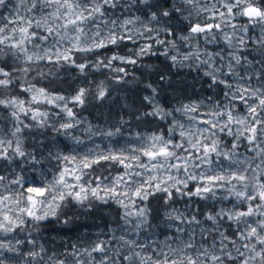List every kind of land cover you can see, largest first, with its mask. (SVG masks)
Segmentation results:
<instances>
[{"label":"snow or ice","instance_id":"snow-or-ice-1","mask_svg":"<svg viewBox=\"0 0 264 264\" xmlns=\"http://www.w3.org/2000/svg\"><path fill=\"white\" fill-rule=\"evenodd\" d=\"M19 3L23 5L25 0ZM27 3L29 14L48 11L39 18H25L16 11L14 19L0 25V106L12 109L10 114L16 122L10 133L12 138H0V160L11 163L23 158L39 165L41 160L37 159V153L25 150V130L51 127L57 133H67L80 123L76 113L68 107L69 103L82 107L90 99H109L115 91L104 81L95 82L93 86V82L87 80L71 97L37 87L31 80H47L54 75L51 69H41V62L55 65L57 69L72 65L82 75L88 68L111 69L115 73L111 84L132 86L129 88L132 90L138 87L139 79L135 75L128 79V68L116 67L114 62L137 65L143 57L156 55L153 45L163 46V55L169 57L173 66L184 67L192 60L198 66H207L209 70L204 74L214 85L227 89L224 96L228 103L221 106L219 101L206 98L165 108L157 100V87L152 83L144 84L150 95L141 97V104L130 114V119L121 118V126H114L103 135H122V127L132 119L149 124L157 120L165 122L164 127L135 132L136 144L119 151L110 148L107 153H100L89 149L88 154L79 159L75 155L53 156L49 152L48 159L65 162L51 181L25 188L27 178L19 173L15 179L7 181L23 191L0 194V233L25 231L28 218L32 232H39L42 222L59 219L60 209L69 200L81 206L88 202L89 207L92 200L105 203L112 200L123 212L120 229L123 234L117 236L112 230L110 239L100 240L90 248L73 245L70 252L49 255L47 264H264V72L248 74L246 66L254 67V62L241 54L248 51L252 43L258 46L256 50L264 60V0H216L219 7L213 4L210 8L202 6L207 0H27ZM177 4L195 8L197 16L201 12L210 13L208 20L218 22L193 23L192 14L184 16ZM0 6H5V0H0ZM176 15L189 22L186 35L177 36L169 25ZM242 19L246 22H235ZM257 27V36H249L250 29ZM218 35L228 48L226 60L219 53L199 49L200 39L205 44H213L218 42ZM141 39L145 41L143 44L139 43ZM177 39L192 50L181 54ZM193 40L197 42L195 46L190 43ZM125 42L134 45L129 54L119 51ZM110 47L115 50L104 59H96L94 63L88 60L89 55ZM169 50L176 54L169 55ZM201 56L207 59L202 60ZM78 59L81 62L78 63ZM216 59L222 61L221 67L215 66ZM261 67L264 68V64ZM166 79L163 74L159 76L161 83ZM254 79L256 85H253ZM15 90L29 94L28 99L15 95ZM57 101L64 102L62 108ZM237 102L245 109L243 115L237 111ZM38 104H55L76 124L61 123L58 128L48 125V112L32 106ZM209 104L214 110L200 112L201 107L207 108ZM21 114L30 116L35 125L26 124L20 119ZM177 114L187 122L177 119ZM222 136L232 138L230 145ZM76 143L83 141L76 140ZM242 144L252 155L239 152ZM40 155L43 158V154ZM106 162L123 168L121 174L111 178L110 184L105 183L108 177L84 179L94 166ZM5 181L6 177L0 175V185ZM220 191L225 195L219 196ZM157 194H162L166 209L158 213L165 227L172 228L170 222H179L180 226L175 227L176 235L165 236L159 245L153 240L130 239L128 226L131 233L139 237L141 230L150 226L149 218H155L147 201ZM184 198L227 201L231 207L201 211L193 202L191 207L196 209L193 213L188 211V206L184 211L172 206L177 199ZM198 215L203 219H198ZM60 222L68 224L70 221ZM225 222L227 227H224ZM183 225L199 228V243L195 229L184 238ZM32 232L26 240L16 239L15 245L0 240V250L16 254L13 258L20 264H44L47 250L43 245L38 251L21 254L25 243L36 248ZM0 264H6L3 251H0Z\"/></svg>","mask_w":264,"mask_h":264},{"label":"trees","instance_id":"trees-1","mask_svg":"<svg viewBox=\"0 0 264 264\" xmlns=\"http://www.w3.org/2000/svg\"><path fill=\"white\" fill-rule=\"evenodd\" d=\"M27 7L29 4L27 0L21 5L19 0H5V6H0V25H2L6 20L14 19L15 12L19 11L21 15L25 18L30 16H35L39 18L48 9H44L43 12L35 11L31 14L27 12ZM187 16L191 13V22L193 23H205L211 22L216 23L218 21L208 20V13L201 12L197 16L196 9L184 5L177 4ZM236 23H245L246 20H238ZM169 25L172 27L173 32L179 35H186L189 22L184 20L183 16L176 15L170 20ZM227 30V29H226ZM225 30V31H226ZM39 31V30H37ZM259 33L258 28L250 29L249 36L255 38ZM176 38V37H172ZM217 43L205 44L203 39L199 41V49L208 52L219 53L221 56L227 59L228 48L221 37L217 36ZM145 41L141 39L140 44ZM34 44H39V41H33ZM193 46L196 45V41L190 42ZM177 45L179 52L181 54L186 53V51L192 50L186 45L182 44L177 39ZM47 47V45H44ZM258 46L250 43L248 46V51L241 53L247 56L248 60L254 62V67L246 66V71L251 74L254 71L264 72V68L261 67L264 64V60H261L260 52L257 51ZM134 45L129 42H125V46L120 48L121 54H129V50L133 49ZM33 49L30 48V51ZM115 50L109 48L107 50L100 49L95 55H89L88 60L90 62H95L96 59H104L105 55H110L111 52ZM154 52L156 55H149L143 57L138 61L137 65L119 64L114 62L116 67H127L129 70V77L131 79L132 75H135L139 79L138 87L132 88V86L124 87L121 85L111 84V77L115 73L111 69L107 68H88L85 70V74H81L78 69L72 65H64L56 68L55 65H49L45 62H41L39 67L44 71L51 69L54 72L52 77L47 80L37 78L31 80L32 83L36 84L37 87H45L50 92L64 95L66 97H71L75 94V89L77 87L85 86V80L93 82L104 81L106 84H110L111 87L115 88L112 92V96L104 101H97L95 99H90L86 101L84 106L74 105L72 103L68 104L69 108H72L76 113L77 119L80 123L75 126V128L68 130L67 133L60 132L57 133L51 129V127H45L39 129L36 127H31L25 130L23 133L24 147L26 151H34L37 153V159L41 160L39 165H33L28 160L23 158H17L11 163L7 161L0 160V175L6 177V181L0 185V194H7L11 192L13 194L22 192L23 189L16 185H9L7 181L16 178L19 173L27 178V183L24 187L30 185L40 186L43 183H47L52 180L53 176L58 173V169L65 163L63 161H56L54 159H48L49 152L53 156L57 154L61 155H75L79 159L80 156L88 154L89 149L96 152L107 153L108 150L114 149L119 151L121 148L127 147L129 144L135 145L136 141L134 139V133L140 132H150L155 131L159 126L163 128L165 122H160L157 120H152L151 124L145 122L138 123L136 120L132 119L131 123L122 127V135L107 137L103 135L109 130H113L114 126L118 127L120 125L121 118L130 119V114L135 111L137 107L141 104V97L145 95H150V90L144 89L143 85L146 83H152L154 87H157L159 95L157 100L165 107L171 108L173 106H178L180 103H188L190 101H201L206 98H211L212 100L219 101L221 106L226 105L228 101L224 96V92L227 89L223 85H214L211 79L204 73L209 69L205 65H197V62L192 60L186 62V66H173L172 61L168 56L163 55L164 47L153 45ZM42 54V53H40ZM176 53L169 50V55H175ZM202 60H206V56H201ZM77 62H81L79 59ZM11 63V61H9ZM190 65V66H188ZM216 67L222 66V61L216 59ZM163 74L167 79L161 83L159 76ZM243 74V73H242ZM34 75V74H33ZM223 78V77H221ZM31 79V77H29ZM257 81L253 80V85H256ZM15 95L19 96L21 99H28V95L19 90H15ZM63 107L64 102L57 101ZM251 103V101H250ZM33 107H38L40 111L48 112L47 123L48 125L59 127L61 123H73L76 124L75 120H71L66 116V113L62 112L60 108H57L55 104H38L32 105ZM237 111L243 115L245 109L243 106L236 103ZM209 110H214V106L209 104L207 108L201 107L200 112H206ZM12 109H5L0 106V138L5 140L11 139L10 133L14 130L15 120L11 116ZM20 119L24 120L26 124L35 125V121L31 120V117H25L23 114L20 115ZM177 119L182 122H187L186 119L179 114H177ZM82 140L83 143H76V140ZM222 139L230 145L231 137L222 136ZM239 152L247 155H252L248 152L246 148L241 145ZM43 154V158L40 154ZM243 159V156H241ZM258 162V161H256ZM255 165V163L253 164ZM71 167V165H68ZM123 168L118 164H112L110 162L102 163L99 166H94L91 170V175L95 180L96 177H108L105 183L110 184L111 178L116 172L122 173ZM95 177V178H94ZM219 196L225 195L223 191L218 193ZM193 202L199 207L201 211L211 210L213 207H231L227 201L217 202L209 199L208 201H200L198 198L195 201L184 199H177L173 203V207L184 211L185 207L188 206L189 212H196V209L191 207ZM127 203V201H125ZM140 202L137 201V204ZM147 206L153 210V216L150 217V226L146 229L141 230L139 237L134 233H131L129 229V238L136 239L138 242H145L148 240L156 241L157 244L165 239V236H175V227L180 226L179 222H170L173 224L172 228L165 227L162 222L161 215L158 213H163L166 209L163 205L162 194H157L155 197H150L147 201ZM123 215L120 205L112 200H108L107 203L99 200H92L91 206H88V202L85 205H78L75 201L69 200L65 206L60 209L59 219L50 218L48 221H44L41 224L39 232H32L31 220L28 218V224L26 225L25 231L17 230L14 233H0V240L5 242L11 241L15 245L16 239L26 240L29 232H32L31 239L37 241V246L33 249L31 244L25 243L21 246V254L27 253L31 250H39V246L47 250V255L44 256V264H47L48 256L56 253L70 252L72 251L73 245L77 248H90L95 243L100 240L110 239V233L115 230V235L119 236L122 233L120 230L123 226V221L121 216ZM69 220L68 224H63L60 221ZM198 219H203L202 216L198 215ZM135 219L133 218V224ZM207 226V225H205ZM185 228V236L187 238V233L195 229L197 233V242L199 243V228L195 225L188 226L183 225ZM224 227H227V222H225ZM173 246H175V243ZM4 252V258L6 264H20L19 260L14 259L16 255L14 253L7 252L6 250H0ZM96 255V254H94ZM99 259V256H97Z\"/></svg>","mask_w":264,"mask_h":264},{"label":"rangeland","instance_id":"rangeland-1","mask_svg":"<svg viewBox=\"0 0 264 264\" xmlns=\"http://www.w3.org/2000/svg\"><path fill=\"white\" fill-rule=\"evenodd\" d=\"M213 4H215V6L216 7H219V4L218 3H216V0H207V3H203L202 4V6L203 7H212L213 6ZM208 15H210V13H208ZM9 27H11V25H9ZM258 28V30H259V27H257ZM226 31H228V30H226ZM7 34V33H6ZM253 166H255V165H253ZM119 174H121L120 172H116L115 174H114V176H116V175H119ZM113 176V177H114ZM90 178H93V176L91 175V173L89 174V175H86L85 177H84V179H90ZM95 178V177H94ZM24 205L23 204H21V207H23Z\"/></svg>","mask_w":264,"mask_h":264}]
</instances>
